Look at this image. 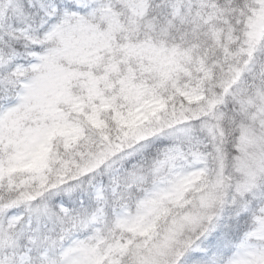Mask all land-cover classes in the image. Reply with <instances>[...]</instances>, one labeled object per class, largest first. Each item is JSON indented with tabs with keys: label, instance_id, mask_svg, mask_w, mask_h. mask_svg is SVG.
Returning <instances> with one entry per match:
<instances>
[{
	"label": "snow or ice",
	"instance_id": "obj_1",
	"mask_svg": "<svg viewBox=\"0 0 264 264\" xmlns=\"http://www.w3.org/2000/svg\"><path fill=\"white\" fill-rule=\"evenodd\" d=\"M0 264H264V0H0Z\"/></svg>",
	"mask_w": 264,
	"mask_h": 264
}]
</instances>
